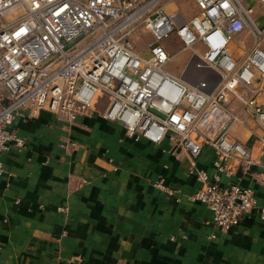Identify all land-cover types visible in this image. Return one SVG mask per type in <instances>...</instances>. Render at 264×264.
Masks as SVG:
<instances>
[{"label":"built area","instance_id":"2783aa9c","mask_svg":"<svg viewBox=\"0 0 264 264\" xmlns=\"http://www.w3.org/2000/svg\"><path fill=\"white\" fill-rule=\"evenodd\" d=\"M175 0H0V175L3 156L25 140L12 126L48 113L54 123L73 124L94 117L99 95L108 98L101 117L122 125L130 137L152 143L169 140L191 157V173L204 187L193 200L204 203L216 228L227 233L257 207L248 188L222 185L234 161L246 172L251 151L229 135L238 118L227 108L239 88L254 90L264 77V27L247 0H193L197 11L181 20L167 7ZM264 6V0H257ZM141 30L151 42L145 54L134 37ZM245 31L252 45L236 56L231 45ZM176 37L191 64L219 78L197 84L167 70L165 43ZM264 130V108L244 101ZM216 152V174L197 167L206 147ZM158 187L173 194L163 181ZM264 216V210H263Z\"/></svg>","mask_w":264,"mask_h":264},{"label":"crops","instance_id":"0c3cea01","mask_svg":"<svg viewBox=\"0 0 264 264\" xmlns=\"http://www.w3.org/2000/svg\"><path fill=\"white\" fill-rule=\"evenodd\" d=\"M243 35L231 45L236 56ZM245 38L247 52L252 38ZM165 46L171 61L185 52L175 36ZM190 61L189 55L181 69L168 71L193 84L208 77ZM233 103L227 107L240 120L229 135L255 164L246 172L227 162L235 175H222V185L250 189L257 207L227 233L192 199L204 185L191 173L189 153L169 140L130 137L103 119L105 94L93 105L94 117L73 124L54 123L48 113L19 118L12 130L26 144L3 156L0 175V264H264V130ZM215 160L208 146L197 167L213 177ZM161 181L173 194L158 187Z\"/></svg>","mask_w":264,"mask_h":264},{"label":"rangeland","instance_id":"374dc122","mask_svg":"<svg viewBox=\"0 0 264 264\" xmlns=\"http://www.w3.org/2000/svg\"><path fill=\"white\" fill-rule=\"evenodd\" d=\"M247 4L255 7L256 23L258 24L259 27H264V6L261 5L257 0H250V1L247 0ZM167 9L172 11V12H176L179 15V18L181 20L190 18L197 11L196 4L194 3L193 0H175L172 4H170L167 7ZM257 12H258V15H257ZM248 34H250L249 31H245L244 35L242 36L243 37L242 40L238 39V41L235 42L234 46H238V49L240 48V51H237L238 55H240V56L243 55V53L245 52V50L247 48L246 44L248 42H247V39L245 37L248 36ZM151 39L152 38H151L149 33L145 32L144 30H141L140 34H138L136 37H134V42L136 44L137 50L139 52L145 54L147 52L148 44L151 42ZM252 42H253V40H252ZM263 46H264V43H263ZM178 50H179V47H178ZM189 55L191 58V54L189 53V51L179 53L176 56V58L173 61H170V63L167 65V70H168V67L169 68L173 67L174 69H177V70L181 69L182 66L184 65L185 58ZM203 72L209 73L208 78L210 79L211 85H216L219 82V78L216 75H214L210 72H207V71H203ZM175 75L177 76L178 74H175ZM261 84H263V85L261 86ZM239 92H240L239 94H241V97L238 95H233V94L230 95V97L235 96L234 98L229 97L231 102L234 101V103H233L234 106H231V104H230L231 108L232 109L235 108L239 113H243V114L245 113L246 115H248L249 118L254 120L251 116H249V114L246 110V107L244 105V101L249 100L251 98H254V99L258 100V102L264 108V104L260 98L261 94H264V77L261 78V80L259 82L255 83L254 90L251 91V90H247V89L242 88L241 91H239ZM228 102H229V100H228ZM229 110L231 113H233L238 118V120H240L238 115L235 112H233V110H231V109H229Z\"/></svg>","mask_w":264,"mask_h":264}]
</instances>
